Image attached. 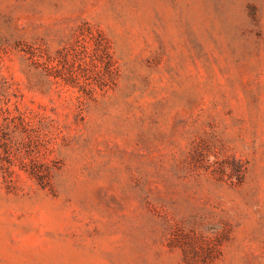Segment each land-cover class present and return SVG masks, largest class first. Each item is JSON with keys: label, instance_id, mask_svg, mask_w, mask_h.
I'll use <instances>...</instances> for the list:
<instances>
[{"label": "rangeland", "instance_id": "1", "mask_svg": "<svg viewBox=\"0 0 264 264\" xmlns=\"http://www.w3.org/2000/svg\"><path fill=\"white\" fill-rule=\"evenodd\" d=\"M0 264H264V0H0Z\"/></svg>", "mask_w": 264, "mask_h": 264}, {"label": "trees", "instance_id": "2", "mask_svg": "<svg viewBox=\"0 0 264 264\" xmlns=\"http://www.w3.org/2000/svg\"><path fill=\"white\" fill-rule=\"evenodd\" d=\"M40 178V177H39Z\"/></svg>", "mask_w": 264, "mask_h": 264}]
</instances>
